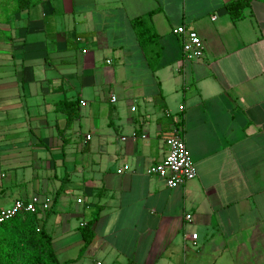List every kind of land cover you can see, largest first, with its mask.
Returning a JSON list of instances; mask_svg holds the SVG:
<instances>
[{"label": "crops", "instance_id": "obj_1", "mask_svg": "<svg viewBox=\"0 0 264 264\" xmlns=\"http://www.w3.org/2000/svg\"><path fill=\"white\" fill-rule=\"evenodd\" d=\"M232 1L0 0V210L49 199L59 264H264V0ZM154 10L152 72L131 20ZM172 135L176 188L145 173Z\"/></svg>", "mask_w": 264, "mask_h": 264}, {"label": "trees", "instance_id": "obj_2", "mask_svg": "<svg viewBox=\"0 0 264 264\" xmlns=\"http://www.w3.org/2000/svg\"><path fill=\"white\" fill-rule=\"evenodd\" d=\"M246 6V0H236L228 3L226 10L236 20L242 16ZM155 12L150 11L131 20L136 41L152 72L156 70L160 58L159 38L151 24V17ZM71 116H76V113ZM35 216L22 213L0 224V264H59L51 237L43 226L36 227Z\"/></svg>", "mask_w": 264, "mask_h": 264}, {"label": "built area", "instance_id": "obj_3", "mask_svg": "<svg viewBox=\"0 0 264 264\" xmlns=\"http://www.w3.org/2000/svg\"><path fill=\"white\" fill-rule=\"evenodd\" d=\"M172 34L179 37L181 41V54L182 59L186 62L198 60L203 54V44L198 35L185 26L181 25L172 30ZM77 43H82L81 37H76ZM82 53L86 49H81ZM110 101L115 102V97L111 96ZM84 106V103H81ZM182 106L179 107L182 110ZM134 111V109H131ZM90 137L86 136L88 140ZM168 147L167 154L160 161L151 165L146 170V175L162 179L168 188H176L183 186L186 182L193 180L196 177V170L188 154L184 141L178 135H172L166 138ZM123 169L117 171L120 174ZM78 203L80 200L77 201ZM50 205L49 199H41L38 196H32L29 200H17L10 206L0 210V224L7 222L15 216L27 213L37 215L41 211L48 210ZM186 220H190V216L186 215ZM81 226H84L82 223Z\"/></svg>", "mask_w": 264, "mask_h": 264}]
</instances>
